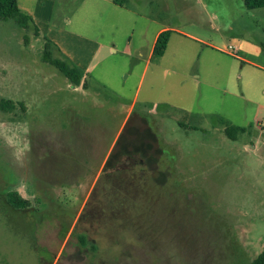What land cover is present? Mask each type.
<instances>
[{"label":"rangeland","instance_id":"rangeland-1","mask_svg":"<svg viewBox=\"0 0 264 264\" xmlns=\"http://www.w3.org/2000/svg\"><path fill=\"white\" fill-rule=\"evenodd\" d=\"M158 1L128 0L139 14L120 17L101 1H46L38 34L0 21V100L13 106L0 109V264H250L264 249V93L231 92L247 77L264 83V70L222 57L211 81L222 92L193 75V43L177 35L162 69L153 57L144 70L157 23L193 29V0L177 15L164 3L153 23L142 13L157 14ZM227 1L240 13L242 0ZM54 34L86 61L81 50L103 43L87 92L43 61ZM129 36L141 60L122 51ZM227 126L244 130L231 139ZM6 191L34 210L5 206Z\"/></svg>","mask_w":264,"mask_h":264},{"label":"crops","instance_id":"crops-1","mask_svg":"<svg viewBox=\"0 0 264 264\" xmlns=\"http://www.w3.org/2000/svg\"><path fill=\"white\" fill-rule=\"evenodd\" d=\"M46 1L52 0H17V4L22 11L32 18L33 23L36 26V15H40L39 12L43 13V10L40 8V6L47 4ZM100 1L105 3V9H107L108 12L115 14L118 17L121 16V13H128L130 15L139 14L137 11L128 6V0H120L122 5L114 3L113 0H94L95 3ZM216 1L218 2V0ZM223 1H225V4H227V7H225L224 10L215 11V0H204L203 3H200L198 0H193V12H191V15H189V18H187L193 27L191 31H187L181 27H176L173 25L157 23L155 31L151 37V41H149L147 46L146 56L143 59L144 70L152 62L154 57L153 47L155 40L158 34L164 30H169L171 34L165 52L156 60V69H162V61L169 49L171 38L172 36L177 35L180 38L186 39L193 43V57L195 56L194 60H199L198 69L201 70V73H199L197 70H194L193 75L197 78L201 76L202 79L200 81L205 85L219 84L218 86L222 87H220L222 92L227 90L225 82H211L213 70L224 69L223 66H226L228 63L227 61L224 62L222 57H229L231 59L234 58L240 60L242 63L254 65L255 67L264 70V63H259V61H254L247 57L249 55L257 60L264 59V11L258 13L255 11L261 8L247 9L244 6L242 0V8L239 6L240 13H238L234 10V8L228 6L229 2L227 0ZM148 2H154V0H148ZM164 3L172 5V8L168 9L170 10L169 12L172 11L176 15L182 14L180 6L182 3H184L183 0H159L158 7H164ZM161 8H157V11H155L157 14L150 15L149 13H142V15L145 14L144 16H146L147 20L156 23L159 21L160 14L164 13L162 11L165 9ZM217 22L224 25H215ZM140 33L142 34V31ZM48 36H50V40L56 44L57 48L61 52V55L77 66L83 74L80 84L78 86H74L73 89L76 90L77 88H82L84 92H87L90 89V85L87 83L86 78L97 62L96 60L102 51L103 43L96 40L98 43H96V46L92 49V51L86 50L88 52H85L81 50L86 56L89 53L88 59L86 61L85 58L82 59L78 57V59H76L73 57L69 49H67L64 45H61V42L58 41L59 37H57V35L54 34ZM227 36L230 42L235 41V44L232 43V45L229 44V46L231 45L236 47V53L231 52L228 49V45L225 46L224 39ZM130 40H132L131 36H129L128 41L122 47V51L124 53L130 54L133 51L137 54L136 60H141V58L144 56L143 47L140 46V44L134 48L131 47ZM109 51L116 52L117 49L112 44L109 45ZM218 58L219 61L216 63L214 60ZM133 59L135 58H132V60ZM144 70L142 71V74H144ZM257 78L255 76L250 78L247 77V79L242 82L241 86L237 87L235 91L231 92H233L235 96H262L264 93V83L259 81V78ZM94 89L96 90L95 87ZM139 119L145 120L143 115L140 116ZM104 164L102 163L100 170L103 169L105 166Z\"/></svg>","mask_w":264,"mask_h":264},{"label":"trees","instance_id":"trees-1","mask_svg":"<svg viewBox=\"0 0 264 264\" xmlns=\"http://www.w3.org/2000/svg\"><path fill=\"white\" fill-rule=\"evenodd\" d=\"M113 2L122 5L120 0H113ZM243 4L247 9L264 8V0H243ZM7 20H13L19 27L23 28L32 24L34 25L35 32L37 34L39 33L32 18L18 7L17 0H0V21ZM170 34L171 32L169 30H164L158 34L153 47L154 57H160L163 55ZM51 47H54V49L60 53L59 49L52 41L46 40L43 61L54 66L73 86H78L83 77L81 70L67 59L54 57L51 52ZM8 103L7 100H0V109L3 111L10 110L13 106H10ZM243 130L242 127L236 128L227 126L224 129V134L231 139H235L236 133ZM4 194V200H2L3 204L13 211L26 214L27 212L29 213L34 210L30 207L28 200L22 198L17 192L6 191ZM250 264H264V249Z\"/></svg>","mask_w":264,"mask_h":264},{"label":"flooded vegetation","instance_id":"flooded-vegetation-1","mask_svg":"<svg viewBox=\"0 0 264 264\" xmlns=\"http://www.w3.org/2000/svg\"><path fill=\"white\" fill-rule=\"evenodd\" d=\"M130 164H131V165L134 164V161L131 162ZM130 164H125V163H123V164H121V165L119 166V168H120V169H126V168L129 169L130 166H131ZM137 179H138V178H137ZM124 193H125V192H124ZM122 196L125 197V195H121V197H122ZM86 203H87V204L89 203V198H88V201H87ZM87 204H86V205H87ZM92 208L94 209V207H90V208H88L86 211H88V213H90L91 211H92L91 213L95 212V214H93V216H94L95 218H97V219H98V218H101L102 215H101V214H98V212H97L98 210L96 209V211H94ZM95 208H98V209L103 208V205H102L100 202H97V203L95 204ZM126 211H127V210H126ZM144 211H145V210H144ZM96 212H97V214H96ZM88 213H87V214H88ZM126 213H127V212H126ZM84 215H85V212H84V213L82 212V213L80 214V216H79V221H81V219H83V217H84V219L86 218L87 215H85V216H84Z\"/></svg>","mask_w":264,"mask_h":264},{"label":"built area","instance_id":"built-area-1","mask_svg":"<svg viewBox=\"0 0 264 264\" xmlns=\"http://www.w3.org/2000/svg\"><path fill=\"white\" fill-rule=\"evenodd\" d=\"M228 49L231 51V52H233V53H236V51H237V49H236V47H234V46H228Z\"/></svg>","mask_w":264,"mask_h":264}]
</instances>
